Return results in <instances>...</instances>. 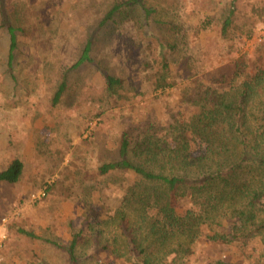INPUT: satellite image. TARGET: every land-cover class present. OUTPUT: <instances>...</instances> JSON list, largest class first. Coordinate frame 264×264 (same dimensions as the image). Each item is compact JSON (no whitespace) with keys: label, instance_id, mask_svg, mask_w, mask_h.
Returning <instances> with one entry per match:
<instances>
[{"label":"rangeland","instance_id":"1","mask_svg":"<svg viewBox=\"0 0 264 264\" xmlns=\"http://www.w3.org/2000/svg\"><path fill=\"white\" fill-rule=\"evenodd\" d=\"M129 1L0 0V172L23 164L17 183H0V264H68L60 247L73 234L78 264H134L119 212L144 242L138 196L152 186L99 167L117 159L124 133L132 143H170V126L190 122L208 90L230 99L250 85L246 134L251 145L256 136L264 142V0H143L147 18ZM7 26L16 40L11 69ZM88 42L89 61L75 66ZM105 76L119 83L110 89ZM205 235L163 264H264V235L231 244ZM150 242L146 252L159 251Z\"/></svg>","mask_w":264,"mask_h":264},{"label":"trees","instance_id":"2","mask_svg":"<svg viewBox=\"0 0 264 264\" xmlns=\"http://www.w3.org/2000/svg\"><path fill=\"white\" fill-rule=\"evenodd\" d=\"M126 4L141 6L146 18L149 16L143 0H131ZM118 8L119 5H115L106 18ZM229 22L227 18L223 32ZM7 32L10 41L7 66L11 69L16 40L11 26H7ZM89 50L88 42L75 66L89 61ZM105 80L110 89L119 83L110 76H105ZM161 86L164 83L157 84L155 88ZM251 89L247 84L230 99L224 93L208 90L205 97L196 103L200 109L190 122L170 126V143L148 136L132 143L124 133L117 159L99 167L102 175L128 173L152 186L153 195L148 189L138 196L141 198L138 214L151 238L150 243L159 251L147 253L143 243L148 235L144 242H138L130 229L131 223L128 225L124 213L119 212V225L128 246L132 247L134 264H163L164 258L170 254L188 255L203 232L212 242L224 244L264 235V150L260 149L264 142L259 143L255 135L251 145L244 124L243 102ZM63 90L64 83H61L54 102ZM258 120L264 123V111L259 113ZM259 137L264 141V131ZM198 144L204 146V152L196 155L193 150ZM22 171L21 161L12 160L0 172V183H17ZM177 200H188L190 208L179 212ZM126 201L127 196L123 202ZM20 233L37 238L29 232L21 230ZM78 238V234H73L68 246H59L66 252L68 264H78L75 255ZM171 246L175 249H170ZM211 264L225 263L217 261Z\"/></svg>","mask_w":264,"mask_h":264},{"label":"built area","instance_id":"3","mask_svg":"<svg viewBox=\"0 0 264 264\" xmlns=\"http://www.w3.org/2000/svg\"><path fill=\"white\" fill-rule=\"evenodd\" d=\"M45 193H46V192H45V190L43 189V190L37 192L36 194L31 195V198H32V200L39 199V198H41V197H44V196H45Z\"/></svg>","mask_w":264,"mask_h":264}]
</instances>
